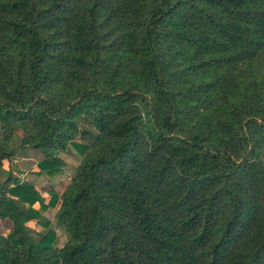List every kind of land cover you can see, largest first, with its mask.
Returning <instances> with one entry per match:
<instances>
[{
    "label": "trees",
    "instance_id": "16d2710c",
    "mask_svg": "<svg viewBox=\"0 0 264 264\" xmlns=\"http://www.w3.org/2000/svg\"><path fill=\"white\" fill-rule=\"evenodd\" d=\"M17 131L0 264H264V0H0V168Z\"/></svg>",
    "mask_w": 264,
    "mask_h": 264
},
{
    "label": "crops",
    "instance_id": "0c3cea01",
    "mask_svg": "<svg viewBox=\"0 0 264 264\" xmlns=\"http://www.w3.org/2000/svg\"><path fill=\"white\" fill-rule=\"evenodd\" d=\"M24 149H26V148L24 147ZM25 151H26L25 154L23 156H21V157H15V156L12 155L11 158H10V160L4 161L2 167L0 168V170H2V174H1L2 177H3L2 180H4V176H6L9 172H11L12 175H14L16 177H19L20 178V176H22L23 177V180L33 181L34 178H27V176H28L27 173H25V172L23 173V171H27L26 168H30L31 170H36L37 171L38 170V168H37V162L38 161L37 160H35V161L32 160V158L30 157L31 156L30 155V152H28V149H26ZM56 178L57 177H55L54 179H56ZM44 181H45V183L48 182L45 179H44ZM59 181H66V180H58V182ZM44 186L42 184H41V186L39 185V187L41 189H43L44 191H47V189H49V186L47 184H45ZM44 195L46 196V199H47L46 201H48V198H49L48 193L45 192ZM36 207H37V205H36ZM57 211H58V206L57 205L50 206V207H48L44 211L43 214L51 221L55 232H57V233H63V231H65L64 227L63 226H58L56 224V214H57ZM28 226L31 229H33V231L31 232V234L34 237H38L39 236L38 234H40L41 232H43V230L35 224V221L28 222ZM6 227L7 228L5 230L9 231L11 225L9 223H7L6 224ZM57 233H56V235H57ZM60 239H62V238L60 237Z\"/></svg>",
    "mask_w": 264,
    "mask_h": 264
},
{
    "label": "rangeland",
    "instance_id": "374dc122",
    "mask_svg": "<svg viewBox=\"0 0 264 264\" xmlns=\"http://www.w3.org/2000/svg\"><path fill=\"white\" fill-rule=\"evenodd\" d=\"M20 137H21V131H17L11 141V145L9 147V150H13V156L15 157H21L25 154V150L28 149V152H30V157L32 158L33 161L37 160L41 157L40 154L38 152H34V150L32 151V149L28 148L27 146H21V145H18L19 143V140H20ZM20 147V148H19ZM24 147L26 149H24ZM36 151V150H35ZM62 156V157H61ZM61 158H63V160L66 162V168H65V172L63 174L62 177H57L56 179H52L51 182L52 183H56L58 182V180H68V178L74 174V171H75V166H76V163L77 161L75 160H70L68 159L65 155H60ZM27 171H23V173H27V178H36L35 180L33 179V182L37 183L38 186L41 184L44 186L45 184L49 185L48 182L45 183L44 179L46 180V178H44L43 176H39L37 171L36 170H31L30 168H26ZM2 170H0V181H2ZM35 176V177H34ZM7 177L4 176V179ZM20 179L23 180V177L20 176ZM47 181V180H46ZM45 187V186H44ZM6 223L2 224L0 228H3L1 229L2 231L4 232H7V230H5L7 227H6ZM57 233V232H56ZM60 237L62 239H60ZM68 238V235L66 234L65 231H63V233H57V245L61 246L64 244V242L67 240Z\"/></svg>",
    "mask_w": 264,
    "mask_h": 264
}]
</instances>
